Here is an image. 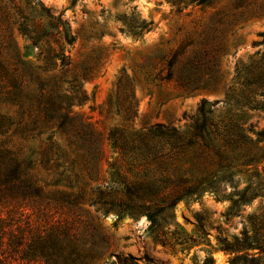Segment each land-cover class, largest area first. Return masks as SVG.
Instances as JSON below:
<instances>
[{
    "label": "rangeland",
    "instance_id": "1",
    "mask_svg": "<svg viewBox=\"0 0 264 264\" xmlns=\"http://www.w3.org/2000/svg\"><path fill=\"white\" fill-rule=\"evenodd\" d=\"M20 12L48 19L62 14L69 35L75 37L72 45L65 44L70 59L67 81L75 78L86 97L82 103L74 102L71 113L92 131L93 145L100 150L98 170L91 174L86 167H91L95 155H89L91 163L85 164L83 151L73 145L76 139L55 128L25 136L22 127L30 118L25 116L20 124L17 108L1 105L0 112L13 116L17 123L0 135V142L32 164L29 172L46 191L84 195L80 207L87 212L78 217L64 208L51 209L45 215L27 211L24 219L43 226L51 217L77 218L87 234L108 240L107 254L97 264H118L119 260L129 264H205L209 257L213 264H264V107L250 113L253 132L247 144L222 149L228 172L227 182L220 187H184L193 183L188 165L182 172L170 174L159 169V159L151 160L138 151L121 157L108 141L109 133L122 127L189 131L204 100L223 105L222 87L185 92L174 81L162 80L167 75V60L176 51L186 52V57L210 25L221 19L216 35L226 43L221 68L224 83L229 85L237 67L264 57V0H220L182 12L167 0H0V57L12 64L21 60L34 67L35 74L44 76L48 75L42 70L40 57L44 44L37 47L20 33ZM135 21L152 22V30L132 35L129 25ZM122 77L129 80L137 101L136 116L130 121L124 120L113 104L116 84ZM260 101L264 103V98ZM47 137L67 155V162L51 172L41 164L40 152ZM190 156L179 165L183 167ZM60 174L63 176L56 185ZM129 183L139 187H124ZM128 189L136 190L139 199L129 200ZM99 190L114 192L112 201L125 211L114 209L106 217L97 212L100 206L91 202ZM153 215L156 228L151 226ZM177 238H187V242L176 244L175 250L158 242L168 239L172 244L181 243Z\"/></svg>",
    "mask_w": 264,
    "mask_h": 264
},
{
    "label": "trees",
    "instance_id": "2",
    "mask_svg": "<svg viewBox=\"0 0 264 264\" xmlns=\"http://www.w3.org/2000/svg\"><path fill=\"white\" fill-rule=\"evenodd\" d=\"M177 12L189 7H209L220 0H167ZM23 21L18 24L21 34L29 36L33 44L40 47L42 69L48 75L34 73V67L18 60L16 64L0 57V106L17 108L19 123L24 117L30 118L22 127L25 136L42 135L47 129L55 128L76 139L75 147L83 151L85 164L89 155H95L91 167L92 174L98 170L99 147H94L93 133L80 125L78 117L72 115L74 102L86 100L85 93L75 78L67 81L70 59L66 55L65 44L72 45L71 37L62 22V14L48 19L40 15L37 18L19 13ZM47 18V19H45ZM217 23H222L221 19ZM217 23L210 25L204 37L185 57L186 52L176 51L167 60L165 81H174L185 92L200 90L216 91L224 89V104L220 101L210 104L204 100L199 116L189 131L165 130L160 127L147 131H135L126 127L118 128L108 135L113 152L124 157L130 153H146L151 160L161 163L159 169L174 174L182 172L185 165L192 174V184L184 187H220L227 182V166L223 165V148L243 147L249 134L253 132L250 113L260 111L264 103V57L237 67L229 85L224 83L221 59L226 51L224 38L216 35ZM153 23L135 21L129 25L132 35L141 36L152 30ZM47 27L54 31H48ZM63 27V29H61ZM220 32V31H219ZM264 43V32L261 35ZM45 48V49H44ZM164 70L159 71L160 76ZM146 74L151 75L150 71ZM88 77V75H86ZM67 84H69L68 87ZM113 104L124 120L130 121L137 113V101L129 80H118L114 92ZM17 123L13 116L0 112V135H4ZM41 164L46 171L58 170L67 155L62 148L47 137V143L40 152ZM189 160L183 165L179 161ZM163 159L167 162H163ZM158 164V163H157ZM73 165V163H71ZM32 164L25 163L5 143L0 142V264H97L107 254L109 243L106 237L87 234L86 227L74 219L52 218L45 225L38 226L24 219L25 213L35 212L45 215L51 209H68L78 217L86 213L80 207L84 195L78 193L48 192L30 172ZM113 167V165H111ZM78 177L76 174H74ZM63 174L54 181L60 182ZM181 182V181H180ZM124 187H139L125 184ZM114 192L98 191L92 206L99 205L97 212L103 216L111 210L124 212L121 205L112 201ZM127 198L139 199L134 189H128ZM151 226L158 227L153 216ZM96 230L95 227H92ZM175 235V234H174ZM187 238H177L181 243L168 239H158L164 247L175 250L176 244L183 245ZM193 240L192 238H189ZM195 241V240H193ZM209 257L205 264H213ZM114 264V263H112ZM118 264H129L119 260Z\"/></svg>",
    "mask_w": 264,
    "mask_h": 264
}]
</instances>
